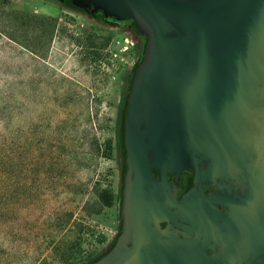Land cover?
Segmentation results:
<instances>
[{"label": "rangeland", "instance_id": "rangeland-1", "mask_svg": "<svg viewBox=\"0 0 264 264\" xmlns=\"http://www.w3.org/2000/svg\"><path fill=\"white\" fill-rule=\"evenodd\" d=\"M142 36L75 0H0V264L96 261L118 240Z\"/></svg>", "mask_w": 264, "mask_h": 264}, {"label": "water", "instance_id": "water-1", "mask_svg": "<svg viewBox=\"0 0 264 264\" xmlns=\"http://www.w3.org/2000/svg\"><path fill=\"white\" fill-rule=\"evenodd\" d=\"M114 20L138 23L146 42L131 81L123 121L125 177L121 195V234L114 246L91 264H220L208 259L193 239L156 232L161 212L145 210L143 186L156 190L154 166L175 171L202 156H254L247 177L246 206L228 202L242 214L262 211L264 264V0H75ZM261 168L257 179H253ZM188 200L168 214L176 222L197 204ZM155 207V206H154ZM203 244V243H202ZM232 264L239 259H223Z\"/></svg>", "mask_w": 264, "mask_h": 264}, {"label": "flooded vegetation", "instance_id": "flooded-vegetation-1", "mask_svg": "<svg viewBox=\"0 0 264 264\" xmlns=\"http://www.w3.org/2000/svg\"><path fill=\"white\" fill-rule=\"evenodd\" d=\"M242 155L238 160L230 159L225 152L218 156L191 153V160H187L181 168L175 171L163 169V178L160 179V172L148 153L152 179L155 182L164 181V186L156 190L148 185L142 187L145 195L140 198L145 210L150 213L158 209L161 212L151 227L169 237L194 239L197 249L201 244L206 257L217 259L220 264H225L223 259H239L232 264H244L243 259H263L262 242L257 240L262 230V211L257 208L253 213L242 214L228 203L246 206L250 199L247 177L254 156L250 149L245 148ZM261 171V168L256 169L254 180ZM201 198L212 200L197 204L175 217L176 222L192 227L193 231L178 228L168 220V214L183 202Z\"/></svg>", "mask_w": 264, "mask_h": 264}, {"label": "trees", "instance_id": "trees-1", "mask_svg": "<svg viewBox=\"0 0 264 264\" xmlns=\"http://www.w3.org/2000/svg\"><path fill=\"white\" fill-rule=\"evenodd\" d=\"M143 38H140L138 41H137V52L138 53H142V51H143V49H144V43H145V37L144 36H142ZM124 81H126L127 82V79H123ZM129 84V83H128ZM118 200H120V196L118 197ZM105 205H107V206H109L110 205V197H109V199H107V201L105 202ZM94 262V259H92V257L90 256V257H87V258H85V260L84 261H82L81 263H84V264H91V263H93ZM80 263V264H81Z\"/></svg>", "mask_w": 264, "mask_h": 264}]
</instances>
